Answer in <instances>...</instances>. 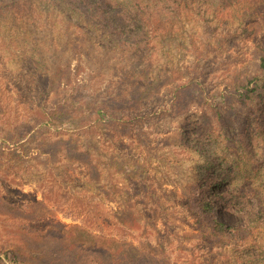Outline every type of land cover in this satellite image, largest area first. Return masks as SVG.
<instances>
[{"label": "rangeland", "instance_id": "1", "mask_svg": "<svg viewBox=\"0 0 264 264\" xmlns=\"http://www.w3.org/2000/svg\"><path fill=\"white\" fill-rule=\"evenodd\" d=\"M224 3L180 6L137 59L65 20L57 3L32 0L18 13L0 12V264L27 254L25 236L28 247L63 248L68 264H125V251L148 259L135 264H264V226L221 246L200 234L191 192L204 162L180 141L184 122L216 131V109L243 113L232 96L216 108L206 98L227 95L259 72L264 0ZM153 76L157 91L139 97ZM191 82L201 94L172 108L174 90ZM76 105L122 119L95 122L96 114ZM61 106L71 107L67 115L79 127L41 130L55 125ZM219 142L217 156L229 153ZM215 215L236 223L235 214ZM25 258L61 264V255Z\"/></svg>", "mask_w": 264, "mask_h": 264}, {"label": "trees", "instance_id": "2", "mask_svg": "<svg viewBox=\"0 0 264 264\" xmlns=\"http://www.w3.org/2000/svg\"><path fill=\"white\" fill-rule=\"evenodd\" d=\"M35 1V0H34ZM46 3L54 2L61 6V12L66 15L65 20H76L83 24L87 30L94 34L104 44L113 45L126 53L132 59L139 58L142 52L148 51V47L155 37V30L163 25L164 21L178 17L180 6L186 8L189 4L206 3L207 0H41ZM237 0H219L224 3ZM32 0H0V12L18 13ZM27 3V4H26ZM226 3V2H225ZM224 3V5H225ZM210 5V4H209ZM264 16V15H263ZM264 19V17H263ZM129 57V58H130ZM141 59V58H140ZM258 71L248 78L243 84L235 87L233 91L214 93L207 96L208 104L216 108L220 102L232 96L246 110L237 118L234 115L221 114L215 110L217 121L216 131L211 126H206L201 121H188L183 123L180 141L183 146L193 149L200 155L204 162L205 175L200 174L196 179L197 187L194 196L193 211L195 221L198 224L200 234L206 242L221 246L230 243L233 239L239 240L250 234L254 225L264 226V51L256 58ZM159 81L156 76L143 80V86L139 90V97L148 98L154 94ZM201 94L198 85L194 82L189 85L177 87L173 92V101L170 104L176 108L179 103L187 100L190 94ZM128 106L130 100L119 102ZM71 107L61 106L57 113V122L54 126L42 122L41 130L48 127H61L62 130H76L80 122L67 115V109ZM76 109L85 110L86 113L96 114L95 122H117L121 120L111 112L100 107L94 110L83 105H76ZM224 142V148L229 152L217 156L215 149H221L220 140ZM231 159L228 160V156ZM229 165L223 170V164ZM216 163H221L216 167ZM243 165L239 166V165ZM243 168L241 181L235 185L232 179L236 177V168ZM239 177V178H240ZM240 183V184H239ZM241 188V190H238ZM243 197L248 199L249 206H243ZM245 200V199H244ZM247 210V211H244ZM237 216L234 225H227L215 215L218 211ZM249 215V216H247ZM250 217H253L250 220ZM27 246V254L12 253L15 264H35L24 260L26 255L34 260L38 257H48L50 254L60 258L61 264H68L69 259L63 248L47 245L46 242L37 243L28 247L32 242L29 236L24 237ZM7 255V252H5ZM125 264H135L138 260H148L140 255L125 251L123 254ZM132 258L134 261H131ZM27 259V258H25Z\"/></svg>", "mask_w": 264, "mask_h": 264}]
</instances>
